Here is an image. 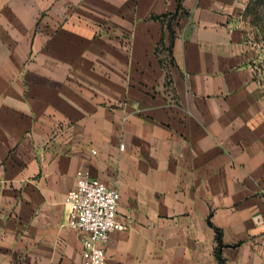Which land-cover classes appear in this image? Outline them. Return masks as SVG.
Here are the masks:
<instances>
[{
	"label": "crops",
	"instance_id": "crops-1",
	"mask_svg": "<svg viewBox=\"0 0 264 264\" xmlns=\"http://www.w3.org/2000/svg\"><path fill=\"white\" fill-rule=\"evenodd\" d=\"M254 1L0 0V264L86 261L85 169L121 194L104 264H264Z\"/></svg>",
	"mask_w": 264,
	"mask_h": 264
},
{
	"label": "built area",
	"instance_id": "built-area-1",
	"mask_svg": "<svg viewBox=\"0 0 264 264\" xmlns=\"http://www.w3.org/2000/svg\"><path fill=\"white\" fill-rule=\"evenodd\" d=\"M120 199L117 186H109L93 178L87 169L79 173L74 186L68 191L65 199L69 207L68 224L87 234L83 250L86 261L83 264H104L105 246L111 233L126 228L118 219ZM127 218L132 221V215Z\"/></svg>",
	"mask_w": 264,
	"mask_h": 264
},
{
	"label": "rangeland",
	"instance_id": "rangeland-1",
	"mask_svg": "<svg viewBox=\"0 0 264 264\" xmlns=\"http://www.w3.org/2000/svg\"><path fill=\"white\" fill-rule=\"evenodd\" d=\"M250 22L258 29V42L264 47V0H255L249 10Z\"/></svg>",
	"mask_w": 264,
	"mask_h": 264
},
{
	"label": "trees",
	"instance_id": "trees-1",
	"mask_svg": "<svg viewBox=\"0 0 264 264\" xmlns=\"http://www.w3.org/2000/svg\"><path fill=\"white\" fill-rule=\"evenodd\" d=\"M218 255H219L220 264H227L226 260L222 257L220 252L218 253Z\"/></svg>",
	"mask_w": 264,
	"mask_h": 264
}]
</instances>
